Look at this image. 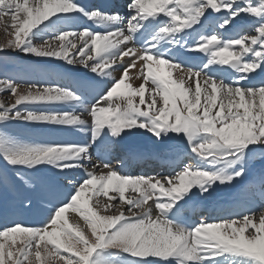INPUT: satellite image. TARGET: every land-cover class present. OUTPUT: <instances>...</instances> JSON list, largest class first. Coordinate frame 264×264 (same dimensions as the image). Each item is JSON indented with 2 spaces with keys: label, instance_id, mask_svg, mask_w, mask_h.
<instances>
[{
  "label": "snow or ice",
  "instance_id": "snow-or-ice-1",
  "mask_svg": "<svg viewBox=\"0 0 264 264\" xmlns=\"http://www.w3.org/2000/svg\"><path fill=\"white\" fill-rule=\"evenodd\" d=\"M0 29V93L11 97L0 99V190L23 189L24 211L49 201L38 223L0 224V264H264V174L226 214L184 216L193 197L264 161V0H0ZM9 53L60 70L10 75ZM14 124L82 138L22 136ZM145 134L176 152L169 174L113 166L112 152ZM65 181L67 195L51 199Z\"/></svg>",
  "mask_w": 264,
  "mask_h": 264
},
{
  "label": "rangeland",
  "instance_id": "rangeland-1",
  "mask_svg": "<svg viewBox=\"0 0 264 264\" xmlns=\"http://www.w3.org/2000/svg\"><path fill=\"white\" fill-rule=\"evenodd\" d=\"M10 37H8L4 31L2 29H0V43H4L7 39H9ZM37 43H39L40 41H36ZM126 60V59H125ZM127 61V60H126ZM61 62L59 61H54V62H41L38 61L37 58L35 57H29V56H25L24 54H17V53H9L7 56V60H6V70L10 75H14V76H22L24 74V79L26 80H36V79H41L38 78L34 73H28L23 71V68L26 67H39L41 68L42 65H51L54 67L55 66H59ZM51 68V67H49ZM165 68V66H164ZM51 71V70H49ZM117 75L119 76V73L122 72V69H118L117 70ZM0 75H2V71H0ZM117 76V78H119ZM141 81L138 80L136 83V85H138ZM0 99L5 100L6 102H11V97L9 94L7 93H0ZM46 128V127H45ZM10 132L13 133H18L22 136L24 135H28L26 134V132H24V127L23 126H19V125H10L9 129ZM125 141L128 142H133L134 143H141L143 145H145L146 149L152 150L154 151L155 145H153L149 139L147 134H145L144 136H137V137H130L127 138ZM6 166L3 165L2 162H0V168H5ZM262 170H264V161L257 159L249 168V172L248 174L240 181L236 182L234 184V186L232 187H228V188H219L217 189L216 192L213 193L212 196L207 197V198H201L198 195L193 197V198H201L202 200H208V199H219V198H223L222 196L225 194H228L229 192H232V190H236L239 188H243V186H247L248 183L253 179L254 174L256 172H261ZM6 171L8 172L9 175H11V170L6 169ZM246 180L244 183L243 181ZM64 186L69 187L70 185L67 184V182H64ZM18 193H14L11 189H2L0 190V214L2 211H5L6 214L2 217H0V224L3 223H7L12 221V214L13 213H18L16 210L17 207L19 206V199H20V189L18 190ZM132 193L126 194V195H131ZM226 197V195H225ZM101 203L104 202V198L101 197L100 198ZM15 202V204H14ZM109 214H113V213H109ZM15 220V219H14ZM17 221V220H16Z\"/></svg>",
  "mask_w": 264,
  "mask_h": 264
},
{
  "label": "bare ground",
  "instance_id": "bare-ground-1",
  "mask_svg": "<svg viewBox=\"0 0 264 264\" xmlns=\"http://www.w3.org/2000/svg\"><path fill=\"white\" fill-rule=\"evenodd\" d=\"M78 2H80L82 4L85 3L84 0H78ZM125 59L127 60L128 58H125ZM47 66L51 67L53 69V71H59L60 70L58 67L57 68L54 67V65L53 66L47 65ZM138 69H139V66L137 67V69H132L130 71V76L134 78L138 72ZM161 71L166 74L167 69L164 68V66H161ZM117 73H118L117 71L114 73V75L116 77L118 76ZM74 75H78V74H74ZM120 75H121V72L119 73V76ZM137 81H138L137 79L132 80L133 83H136ZM24 132H26V134H28L30 136H39V137H44V138H65V139H71L73 141H78L82 138L81 134H79V133L66 132L63 130L49 128V127H46V128L45 127H38V128L24 127ZM124 142L125 141H123L122 143H124ZM93 156H94L93 162H95V150H93ZM104 171H107V170H104ZM97 173L99 174V170H97ZM82 175H83L82 171H77L74 173L73 178L74 179H80V177ZM69 189H70V187H65L64 185H61L58 189L57 196L54 198H51V199L63 198V196L67 195ZM129 193H126V194H129ZM23 194H25L24 190L20 189V198L22 197ZM257 198H259L258 193H257ZM190 206L194 207L195 204H192ZM48 207H49V201L45 200V201H37L30 211H24L21 208L20 211L17 213V216L20 219L18 221H21L24 223H29V224L38 223L47 214ZM191 211H192V209H191ZM68 215L72 219L77 218L74 213L69 212ZM184 216L188 222L192 223V220L189 219V215H184ZM81 223H82V221H81Z\"/></svg>",
  "mask_w": 264,
  "mask_h": 264
}]
</instances>
